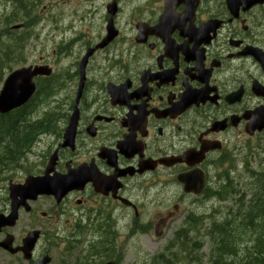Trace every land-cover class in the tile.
Listing matches in <instances>:
<instances>
[{
  "label": "flooded vegetation",
  "instance_id": "af4514ba",
  "mask_svg": "<svg viewBox=\"0 0 264 264\" xmlns=\"http://www.w3.org/2000/svg\"><path fill=\"white\" fill-rule=\"evenodd\" d=\"M76 1L88 12L78 16L77 3L70 24L50 28L58 41L44 44L51 73L34 82L55 130L42 134L50 141L25 177L81 170L86 182L60 200H27L15 223L0 227L10 264H51L53 241L61 264H119L118 236L146 220L165 229L173 215H207L208 203L225 202L219 178L241 154L254 155L264 134L250 132L264 116V0ZM42 13L14 26L40 25ZM11 177L8 184L26 179Z\"/></svg>",
  "mask_w": 264,
  "mask_h": 264
},
{
  "label": "rangeland",
  "instance_id": "374dc122",
  "mask_svg": "<svg viewBox=\"0 0 264 264\" xmlns=\"http://www.w3.org/2000/svg\"><path fill=\"white\" fill-rule=\"evenodd\" d=\"M0 0V57L4 58L7 52V43L11 46L8 50V59L3 69V78L11 71L29 66L44 65L43 56L46 55L47 50H44V44L48 43L51 47L52 44L58 41L60 33L55 35V31L50 30L51 27L58 24H70L75 16V9L77 6L76 0ZM98 2V0L96 1ZM78 16H82L88 10L84 8L82 2L77 7ZM45 21L42 22L41 17H36L37 22L42 24L37 26H27L18 30H12V26L23 23L35 14L41 15ZM90 20L93 22L94 18L89 15ZM61 20L60 22H57ZM57 22L55 25H52ZM96 23V22H95ZM47 27L45 31L42 27ZM15 38L16 41L10 40ZM5 46V48H4ZM50 64H53L50 61ZM57 64V60L54 67ZM56 68V67H55ZM56 70L54 71V73ZM35 108L33 115L35 119H40L45 123V130L38 132L36 144L31 148V151L26 154L20 163L21 169L11 173H0V208L5 204L6 197L8 196V182L7 179L17 178L22 180L28 174L37 172L34 167L40 153L45 150L47 143L50 141L43 137V133L52 132L55 130V116H48L45 120V114L48 107L45 106L46 98L42 92L35 96ZM49 119V120H48ZM31 121L30 133H35L36 129ZM263 134V133H262ZM261 162L264 165V134L257 136L255 139L254 155L241 154L239 159L235 160L234 167L231 169V177L234 183L238 186V190L234 195L228 196L225 202H214L207 205V215H173L172 222H168L165 229L156 230L152 222H146L142 226V230L135 234H124L118 236L116 242V251L120 254L117 255L119 264H219V256L213 251V247L217 244L212 242L208 235V225L211 221L215 220L221 222L226 215L213 214L214 209L218 206L226 204V207L232 211L236 208L238 202L241 200L242 191L244 187H248L251 180V174L255 171L249 169L250 167L256 169L255 163ZM12 168L11 171L19 168ZM224 169V168H223ZM222 169V170H223ZM221 170V171H222ZM228 170V169H227ZM249 200L248 197L243 196V201ZM47 200L42 199L39 205H43ZM211 210V211H210ZM43 211H46L43 207ZM203 216L201 224L193 229L191 223L198 217ZM148 217V216H147ZM26 216H22L19 228L22 229L26 223ZM244 223V220H242ZM245 224V223H244ZM248 237H243V242L237 245L238 250L234 257V264H247L251 262L246 261L247 249L250 247L252 252L264 251V231L256 225L252 226V222L248 218ZM251 225V226H250ZM42 228L50 232L49 221H42ZM214 233V232H213ZM263 234V235H262ZM215 237V235H213ZM262 236V237H261ZM178 237V238H177ZM217 237V236H216ZM52 262L51 264H61L62 253L56 241L52 242ZM10 258L0 254V264H10ZM15 264V263H13Z\"/></svg>",
  "mask_w": 264,
  "mask_h": 264
},
{
  "label": "trees",
  "instance_id": "16d2710c",
  "mask_svg": "<svg viewBox=\"0 0 264 264\" xmlns=\"http://www.w3.org/2000/svg\"><path fill=\"white\" fill-rule=\"evenodd\" d=\"M11 40L16 41L13 37L8 40V42ZM10 46L11 45L7 43V52L4 54V58L0 57V84L3 80V69L8 59V50ZM40 91L41 86L39 83L31 102L29 101L21 108L11 111L8 114L0 115V173L5 169L7 173V170L11 171L12 168H16L14 165L19 166L20 163L22 164L23 158L35 144L38 132L45 129L44 124H42L38 118L33 120L35 122L34 126L36 132L30 133L29 128V116L33 115L32 112L36 105L34 104L36 101L34 98ZM23 131L24 133H22ZM262 166L264 167L259 161L255 163L256 169L252 167L249 168L256 172L255 174H251L250 184L248 187H244L242 191V195L248 197L249 200L244 202L242 196L236 208L232 211L227 207L224 209L217 207L213 211V214L216 215H226L221 222L213 220L208 225V235L212 239V242L217 244L216 247H213V251L216 252L217 250L216 254L218 253L217 255L220 260L219 264H226V257L231 254H236L238 250L237 245L243 242V237H248V218L252 222L254 228H256L257 225L264 231V168ZM21 168L22 167L19 166V168L11 172H15ZM231 172V169L226 170L219 178L222 184L219 200L225 201L228 196L234 195L239 189L234 183L233 177L230 176ZM202 220L203 216L196 217L191 223V227L196 229L201 224ZM242 220H244L245 224L242 223ZM213 235H215V237ZM263 254L264 251L252 252L249 247L247 249L246 261H260L264 264Z\"/></svg>",
  "mask_w": 264,
  "mask_h": 264
},
{
  "label": "water",
  "instance_id": "95a60500",
  "mask_svg": "<svg viewBox=\"0 0 264 264\" xmlns=\"http://www.w3.org/2000/svg\"><path fill=\"white\" fill-rule=\"evenodd\" d=\"M112 38V35L99 47H103ZM261 60L260 57H257ZM84 65V64H83ZM51 70L47 66H29L16 69L9 73L3 80L0 87V115H5L25 105L35 92L34 78L38 76H49ZM73 135L76 119L71 118ZM75 122V123H74ZM264 128V116L257 121V124L250 131L261 132ZM69 128L66 130L68 133ZM65 134V135H66ZM51 169L48 168L43 176H28L23 184L8 185V197L11 202V211L7 217L0 216V227L12 226L17 219V210L26 204L27 200H35L38 196H52L60 200L66 193L80 188L86 182L81 170L69 171L65 176H50ZM184 185L190 190L188 180L181 179ZM34 236V235H30ZM34 240L32 241V244ZM50 258L46 257L36 264H48ZM106 264H113L109 262Z\"/></svg>",
  "mask_w": 264,
  "mask_h": 264
},
{
  "label": "bare ground",
  "instance_id": "6f19581e",
  "mask_svg": "<svg viewBox=\"0 0 264 264\" xmlns=\"http://www.w3.org/2000/svg\"><path fill=\"white\" fill-rule=\"evenodd\" d=\"M34 27V26H33ZM56 67V66H55ZM58 68V67H57ZM65 68V67H64ZM69 69V68H68ZM60 70V69H59ZM65 71V70H64ZM52 85H54V84H52ZM47 87H48V85H47ZM56 88V87H55ZM41 92H43V90L41 91ZM48 95V94H47ZM49 95H51V94H49ZM44 96V95H43ZM45 97V96H44ZM30 102H31V100H30ZM32 104V103H31ZM33 106V105H32ZM28 108V107H27ZM26 109V108H25ZM32 112V111H31ZM27 115H28V113H27ZM26 116V115H25ZM30 117V116H29ZM49 120V119H48ZM28 125V124H27ZM43 127V126H42ZM26 128V127H25ZM32 128H33V126H32ZM21 133V132H20ZM22 133H24V131L22 132ZM5 154V153H4ZM23 154V153H22ZM263 167V166H262ZM264 168V167H263ZM261 207V206H260ZM241 240V239H240ZM252 263V262H251Z\"/></svg>",
  "mask_w": 264,
  "mask_h": 264
}]
</instances>
